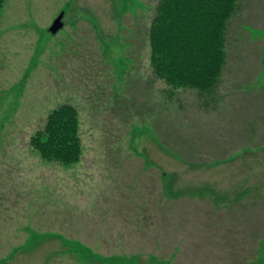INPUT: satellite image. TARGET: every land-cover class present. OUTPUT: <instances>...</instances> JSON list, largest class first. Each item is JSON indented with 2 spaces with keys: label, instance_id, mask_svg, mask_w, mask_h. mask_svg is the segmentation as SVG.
<instances>
[{
  "label": "rangeland",
  "instance_id": "1",
  "mask_svg": "<svg viewBox=\"0 0 264 264\" xmlns=\"http://www.w3.org/2000/svg\"><path fill=\"white\" fill-rule=\"evenodd\" d=\"M157 1L5 0L0 12V185L6 200L0 201V264H168L159 259V241L150 240L145 247L151 248L140 250H107L93 247L92 234L109 222L119 225L117 220L129 228L156 220L157 211L149 209V218L132 208L128 216L117 215L119 203L111 205L113 177L125 176L129 161H145L157 165L167 188L173 187L176 148L187 146L201 114L195 90H171L153 72L147 33ZM61 14L63 27L51 34L49 27ZM254 50L260 51L264 80V0H239L226 26L225 61L250 68L255 54H247ZM63 104L78 112L82 148L79 162L68 167L43 162L28 149L31 135ZM217 105L208 111H222ZM178 153L184 161H196L190 152ZM179 166L184 182L193 172ZM240 166L211 168L202 178L223 171L220 181L226 173L229 182L240 177L242 184ZM256 171L248 163L246 180ZM20 183L21 191L16 190ZM118 190L129 192L125 184ZM230 219L241 229L231 233L226 249L211 263L264 264V199L256 212ZM56 250L61 254L54 256Z\"/></svg>",
  "mask_w": 264,
  "mask_h": 264
},
{
  "label": "crops",
  "instance_id": "2",
  "mask_svg": "<svg viewBox=\"0 0 264 264\" xmlns=\"http://www.w3.org/2000/svg\"><path fill=\"white\" fill-rule=\"evenodd\" d=\"M259 53L248 51L247 55L255 54L250 68L245 64H234L229 58L227 63L226 59L217 86L206 95L196 93L201 114L192 125L187 146L176 148L173 187L167 188V179L163 178L164 174L157 165L145 161H129L132 166L125 176L115 174L110 195L111 205L119 203L117 215L128 216L126 211L132 208L146 212L147 216L149 209L157 211L156 220L147 216L146 224L134 223L131 228L119 220L117 226L109 222L104 229H93V247L140 250L151 248L145 247L149 246L150 240L159 241V259L168 264H213V255L226 249L231 233L241 229V225L235 226L230 218H240L251 210L256 212L264 199V80L260 57L257 59ZM217 104L222 105L223 110L210 113L208 110ZM183 150L190 152V158L196 161H184L178 153L183 154ZM248 163L250 171L252 168H258V171L246 180ZM235 164L242 165L239 174L244 176L242 184L240 177L229 182L226 173L220 181L223 171L208 180L202 178V174H207L211 168L225 171ZM179 165L193 172L184 182L177 171ZM118 168L121 167H115ZM124 184L129 189L127 193L118 190ZM20 187L21 183L16 190ZM1 189L0 185L2 202L6 195ZM142 191L147 194L146 198H142ZM116 195L119 201L115 200ZM169 219H173L172 226L161 224ZM262 239L263 231L259 241ZM257 245L255 242L254 248Z\"/></svg>",
  "mask_w": 264,
  "mask_h": 264
},
{
  "label": "trees",
  "instance_id": "3",
  "mask_svg": "<svg viewBox=\"0 0 264 264\" xmlns=\"http://www.w3.org/2000/svg\"><path fill=\"white\" fill-rule=\"evenodd\" d=\"M238 1H157L147 33L150 63L171 90L183 87L206 95L217 86L225 64L226 26ZM4 2L0 0V12ZM78 127L76 108L63 104L49 112L43 127L31 135L28 149L43 162L76 164L82 150Z\"/></svg>",
  "mask_w": 264,
  "mask_h": 264
},
{
  "label": "water",
  "instance_id": "4",
  "mask_svg": "<svg viewBox=\"0 0 264 264\" xmlns=\"http://www.w3.org/2000/svg\"><path fill=\"white\" fill-rule=\"evenodd\" d=\"M61 19H62V14L54 19V21L52 22L51 26L49 27V32L51 34L57 33L63 27Z\"/></svg>",
  "mask_w": 264,
  "mask_h": 264
}]
</instances>
